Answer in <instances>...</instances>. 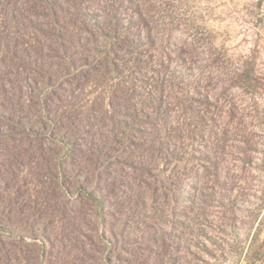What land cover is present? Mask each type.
<instances>
[{
  "label": "rangeland",
  "instance_id": "obj_1",
  "mask_svg": "<svg viewBox=\"0 0 264 264\" xmlns=\"http://www.w3.org/2000/svg\"><path fill=\"white\" fill-rule=\"evenodd\" d=\"M59 5L96 43L59 32ZM7 33L76 58L48 83L0 46L20 109L0 121V264H246L264 239V0H0Z\"/></svg>",
  "mask_w": 264,
  "mask_h": 264
},
{
  "label": "trees",
  "instance_id": "obj_2",
  "mask_svg": "<svg viewBox=\"0 0 264 264\" xmlns=\"http://www.w3.org/2000/svg\"><path fill=\"white\" fill-rule=\"evenodd\" d=\"M60 11L53 10V16L55 13H58V16L53 17V22L56 26V24L59 25V32L65 33L63 36L68 38V36L76 30H81L84 31L85 33H88L90 35V38H95V42L98 37V22H95V20H88V15L84 14V12H81L75 5L71 6L69 9H67L65 6H58ZM75 9V11H73ZM96 19V18H95ZM78 25V26H77ZM57 29V28H56ZM97 29V30H96ZM58 30V29H57ZM56 37V36H55ZM58 37V36H57ZM60 38V37H58ZM2 42L0 43V46L3 48V52L6 54L5 56H8L12 59H18L20 63L22 64L21 67H24L26 71H31L36 72L40 76H47V81L48 83L50 80L53 78L58 79L62 71L64 70V66L58 64L59 62H55L54 57H59L61 61L67 62L70 64V61L76 58V53L73 51L72 48H70L69 45H71V42H59V45L57 48H53L51 51H56L53 53H56L54 55H49L44 53V47L41 45V43H38L35 47L32 49L25 48L23 49L22 46H19L18 44H14L13 40L11 38L10 33L5 34L2 37ZM68 43V44H67ZM68 45V46H67ZM53 47L55 45L53 44ZM56 49V50H55ZM50 50V48H49ZM48 50V51H49ZM85 63H89L88 66H93L95 63L94 62H88V60H84ZM73 63V62H71ZM77 63V62H76ZM71 65V64H70ZM74 65V64H73ZM86 65V64H85ZM20 66V65H17ZM60 67V68H59ZM57 68V69H56ZM59 68V69H58ZM17 75V72H16ZM14 75V76H16ZM19 75V74H18ZM97 76H95L96 78ZM29 80V79H28ZM16 79H12L9 81V83L16 84ZM35 84L36 87L38 88L37 81L35 79L31 80L29 84H27V87H32L36 89V87L31 86ZM4 91L2 88H0V121L6 122L8 125L12 127H16V113L20 111V109H8V106H5L4 101L6 102L9 101L7 99L6 95L3 94ZM49 96V94H48ZM50 99H52V96L50 95ZM50 99H47L45 101L47 107L51 104L49 102ZM50 103V104H48ZM49 109V108H48ZM46 120L49 121L50 123L56 124L59 128L57 130L63 131L64 137H69L70 135H77L79 134V127H76L75 122L72 118H69L64 111H59V110H50L49 112L46 113ZM50 117V119L48 118ZM49 119V120H48ZM52 125V126H54ZM24 129L32 130V128H28L27 124L23 123ZM78 132V133H77ZM4 137V136H3ZM256 241L253 243L255 245ZM246 264H264V239L261 241L260 246L252 253V250L248 253L247 258H246Z\"/></svg>",
  "mask_w": 264,
  "mask_h": 264
}]
</instances>
